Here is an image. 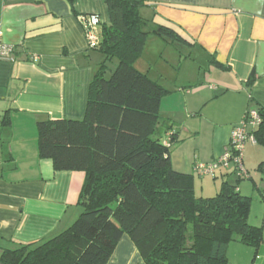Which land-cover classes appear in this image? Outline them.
<instances>
[{
	"label": "crops",
	"instance_id": "crops-1",
	"mask_svg": "<svg viewBox=\"0 0 264 264\" xmlns=\"http://www.w3.org/2000/svg\"><path fill=\"white\" fill-rule=\"evenodd\" d=\"M144 1L143 18L175 31L185 63L197 66H191L193 79L174 85L163 74L152 77L139 69L136 63L148 57L152 43L157 56L166 47L178 51L155 34L135 63L169 91L160 106L158 136L183 140L172 145V168L193 176L196 193L199 183L224 179L231 166L203 176L195 168L221 159L248 113L264 109V0ZM89 16L101 20L99 35L110 25L106 0H0V44L13 48L0 59V255L45 242L80 216L85 176L55 171L51 160L40 158L38 124L85 117L90 83L105 59L89 48L81 22ZM245 130L251 138L253 125ZM243 247L251 250L244 264L249 258L264 264V240L257 251L232 242L227 264L232 251ZM108 264L145 262L126 236Z\"/></svg>",
	"mask_w": 264,
	"mask_h": 264
},
{
	"label": "trees",
	"instance_id": "trees-1",
	"mask_svg": "<svg viewBox=\"0 0 264 264\" xmlns=\"http://www.w3.org/2000/svg\"><path fill=\"white\" fill-rule=\"evenodd\" d=\"M106 3L110 25L89 47L105 59L90 83L84 119L38 124L40 158L51 160L55 171L84 174L83 211L65 232L40 244L6 249L0 261L108 264L126 236L145 264H227L232 242L257 251L264 231L250 224L251 199L237 184L251 178L244 159L230 164L235 184L226 178L216 196L198 197L193 176L172 168V145L183 140L158 136L160 106L169 91L135 63L150 35L177 49L182 39L169 28L150 26L141 14L144 0ZM257 114L260 122L251 136L264 147V109ZM238 154L233 150L234 161ZM259 170L264 173V162Z\"/></svg>",
	"mask_w": 264,
	"mask_h": 264
},
{
	"label": "rangeland",
	"instance_id": "rangeland-1",
	"mask_svg": "<svg viewBox=\"0 0 264 264\" xmlns=\"http://www.w3.org/2000/svg\"><path fill=\"white\" fill-rule=\"evenodd\" d=\"M147 48L146 54L148 57L143 56L136 63L139 69H147L150 73L149 75L152 77H158V75L163 74L164 79H166L169 85H174L176 83L180 84L179 82H186L189 79H193L191 78V66L194 68L197 66L194 65L195 63H185L186 56L184 50L176 48L178 50L176 51L175 49L166 47L165 54L162 53L157 56L160 50L155 44L152 43L151 48L149 49V46ZM173 55H175V57H173ZM147 61L150 62V65ZM116 66L117 61H114L111 67L114 69ZM194 76H196V74ZM262 162H264V147L258 145L254 146L251 144V141L248 140L244 150V165L251 178L237 184L241 193L251 199L250 224L262 227L264 231V173L259 170V166ZM232 173L233 170L228 172V174ZM228 174L224 179L228 178L231 183L235 184L237 180L236 175L230 177ZM224 179L219 178L213 180L212 183L207 186L199 183L196 189V195L203 198L216 196L221 189ZM82 211L83 209H81V213ZM250 251L251 250L246 247L240 248L239 253L237 251H232L229 264H244V259L246 257L245 253ZM252 252H254L253 249ZM252 260V258H249L247 264H252Z\"/></svg>",
	"mask_w": 264,
	"mask_h": 264
},
{
	"label": "built area",
	"instance_id": "built-area-1",
	"mask_svg": "<svg viewBox=\"0 0 264 264\" xmlns=\"http://www.w3.org/2000/svg\"><path fill=\"white\" fill-rule=\"evenodd\" d=\"M81 22L87 34L89 47L94 48L98 42L96 29L100 26L101 20L97 16H89L81 18ZM12 51V47L0 44V59L9 57ZM259 122L256 111L249 113L242 125L234 131L230 147L225 150L222 158L207 165H198L195 168V173L199 176L215 174L220 168L228 169L230 164H233L234 162H239L241 164L246 140L248 138L245 128L248 124L257 125ZM251 142L255 144L253 137H251ZM233 150L237 153L239 152L235 161L232 159Z\"/></svg>",
	"mask_w": 264,
	"mask_h": 264
}]
</instances>
